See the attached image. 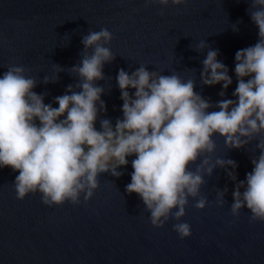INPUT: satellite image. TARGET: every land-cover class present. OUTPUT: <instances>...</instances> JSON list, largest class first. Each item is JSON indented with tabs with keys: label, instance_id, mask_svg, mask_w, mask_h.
<instances>
[{
	"label": "water",
	"instance_id": "1",
	"mask_svg": "<svg viewBox=\"0 0 264 264\" xmlns=\"http://www.w3.org/2000/svg\"><path fill=\"white\" fill-rule=\"evenodd\" d=\"M250 6L249 0H190L186 6L167 8L147 0H0V78L8 65H23L41 81L33 91L48 93L44 102L58 107L54 98L65 94L67 86H75L79 78L67 72L59 74L57 83L44 84L43 78H55L53 64L65 69L79 64L82 37L89 30L106 27L114 36L111 50L116 59L104 66V75L110 79L96 82L105 89L101 99L107 106L106 115L101 112L96 122L98 131L102 130L100 119H110L115 127L116 120L123 118L116 80L121 68L131 74L144 64L149 71L165 75L177 71L184 79L194 75L185 69H195V91L213 104L223 99L222 85L200 82L207 50L200 53L192 46L205 41L219 50L218 59L228 67L233 83L226 97L234 99L235 54L259 39L258 27L248 13ZM237 22L234 32L232 25ZM214 139L215 156L234 160L237 169L228 171H235L239 181L246 180L253 169L252 156L259 154L255 142L248 146L252 147L249 152L228 150L223 138ZM134 158L129 157L128 166L119 169L123 172L119 179L101 174L95 197L79 206L66 203L49 208L39 194L20 201L13 185L19 173L0 168V264H264V223L251 224L247 210L232 223L235 182L224 169L218 167L211 178L206 177L208 184L201 194L208 197L209 207L204 211L187 208L185 221L191 225L192 236L181 240L172 228L175 221L163 229L154 228L138 194L127 193ZM225 187L229 206H213L214 188Z\"/></svg>",
	"mask_w": 264,
	"mask_h": 264
},
{
	"label": "clouds",
	"instance_id": "2",
	"mask_svg": "<svg viewBox=\"0 0 264 264\" xmlns=\"http://www.w3.org/2000/svg\"><path fill=\"white\" fill-rule=\"evenodd\" d=\"M189 2L147 0L163 8ZM249 2L248 13L258 27L259 39L235 54L234 99L226 97L233 81L228 67L218 59L219 50L206 41L192 46L200 53L207 50L201 85H222L219 95L223 99L215 104L195 91V69H185L194 75L184 79L177 71L165 75L149 71L144 64L131 74L121 68L116 80L123 118L116 120L115 127L110 119H100L102 130L98 131L96 122L101 112L106 115L107 106L101 99L105 89L96 82L110 79L104 75V66L116 59L111 50L114 36L106 27L89 30L82 37L79 64L68 69L53 64L55 78H43L44 84L59 82L62 72L79 78L75 86L68 85L65 94L54 98L58 107L44 102L48 93L33 91L41 81L29 69L8 65L0 78V168L19 173L13 184L17 199L39 194L49 208L87 205L101 187V174L119 179L123 175L119 169L135 157L126 191L138 194L154 228L163 229L175 221L173 231L181 240L190 239L186 210L209 207L201 190L208 184L206 177L211 178L218 167L235 182L232 223L244 210L250 213L251 224L264 223V0ZM239 23L232 25L234 32ZM213 108L218 110L210 111ZM217 136L228 150L251 152L248 146L255 142L259 154L252 156L253 169L246 180L239 181L235 171H228L237 169L234 160L215 156ZM214 192L213 206H229L227 187L214 188Z\"/></svg>",
	"mask_w": 264,
	"mask_h": 264
}]
</instances>
